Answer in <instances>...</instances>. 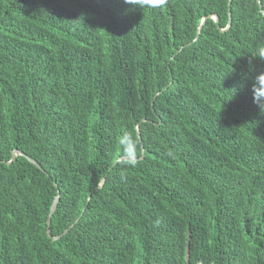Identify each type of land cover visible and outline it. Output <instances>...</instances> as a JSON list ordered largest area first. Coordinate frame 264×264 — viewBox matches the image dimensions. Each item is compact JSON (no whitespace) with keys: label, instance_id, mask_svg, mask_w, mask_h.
I'll use <instances>...</instances> for the list:
<instances>
[{"label":"trees","instance_id":"1","mask_svg":"<svg viewBox=\"0 0 264 264\" xmlns=\"http://www.w3.org/2000/svg\"><path fill=\"white\" fill-rule=\"evenodd\" d=\"M260 1L0 0V264H264Z\"/></svg>","mask_w":264,"mask_h":264},{"label":"clouds","instance_id":"2","mask_svg":"<svg viewBox=\"0 0 264 264\" xmlns=\"http://www.w3.org/2000/svg\"><path fill=\"white\" fill-rule=\"evenodd\" d=\"M124 3L131 5L134 9L143 10L146 7H163L167 0H124ZM252 56L264 61V47L257 45L255 55ZM254 91L256 103L260 106L261 111H264V73L255 78Z\"/></svg>","mask_w":264,"mask_h":264},{"label":"water","instance_id":"3","mask_svg":"<svg viewBox=\"0 0 264 264\" xmlns=\"http://www.w3.org/2000/svg\"><path fill=\"white\" fill-rule=\"evenodd\" d=\"M259 1H260V0H259ZM230 4H231V0H230V2H229V5H230ZM260 5L262 6L261 1H260ZM229 10H230V7H229ZM263 13H264V11H263ZM207 18H208V17H205V18L203 19V22H202L201 26L199 27L198 36H199L200 31H201L202 25H203V23L206 21ZM213 18L216 20V22L219 23V16H217V15H213ZM231 23H232V16H231V11H229V23H228V26H227L226 28L222 29V30H223V31L227 30V29L231 26ZM18 154H24V153H23L21 150H14V151H13V155H12L11 160H9L8 162H9V163L13 162V161L16 159V157H17ZM24 155H25V154H24ZM26 156H27V155H26ZM27 157H28L33 163H35L38 167L43 168L42 165H41L37 160H35L34 158L29 157V156H27ZM127 159L136 160L137 158H135V157H133V156H128ZM104 181H105V178L103 179V182L100 184V186L103 185ZM59 196H60V195L58 194L57 197L55 198L54 203H53V205H52V207H51V211H50L49 217H48V234L50 235V237H52L53 240H57V239H59V238L62 236V235L53 236L52 233H51V227H50V226H51V222H52V216H53V214H54V212H55V209H56V206H57V202H58V200H59ZM67 231H68V229H66V230L64 231V233H66ZM64 233H63V234H64Z\"/></svg>","mask_w":264,"mask_h":264}]
</instances>
